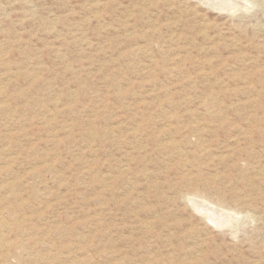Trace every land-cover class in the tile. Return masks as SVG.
Returning a JSON list of instances; mask_svg holds the SVG:
<instances>
[{
	"label": "rangeland",
	"instance_id": "374dc122",
	"mask_svg": "<svg viewBox=\"0 0 264 264\" xmlns=\"http://www.w3.org/2000/svg\"><path fill=\"white\" fill-rule=\"evenodd\" d=\"M215 1L0 0V264H264V0Z\"/></svg>",
	"mask_w": 264,
	"mask_h": 264
},
{
	"label": "bare ground",
	"instance_id": "6f19581e",
	"mask_svg": "<svg viewBox=\"0 0 264 264\" xmlns=\"http://www.w3.org/2000/svg\"><path fill=\"white\" fill-rule=\"evenodd\" d=\"M200 2H202L203 4H206V5H210L211 7H216V8H218V6H220V8H218L219 10H226V8L227 9H233L235 6H238L239 4L238 3H232V2H227L228 4H222V5H217L216 3L218 2V1H215V0H213V1H211L210 2V0L208 1V2H203L202 0H199ZM225 1V0H224ZM224 1L222 2V3H224ZM36 9V8H35ZM215 9V8H214ZM217 9V10H218ZM179 144V143H178ZM180 145V144H179ZM164 147V146H163ZM167 146H165V148H166ZM175 149V148H174ZM178 150V149H177ZM205 150H207V149H205ZM204 150V151H205ZM178 152L180 153V151L178 150ZM177 152V153H178ZM183 152V151H182ZM186 152V151H185ZM184 152V153H185ZM178 153V154H179ZM183 153V154H184ZM183 154H182V156H183ZM186 154V153H185ZM191 154V153H190ZM188 155V154H187ZM186 155V157H188ZM185 156V155H184ZM185 157V158H186ZM186 159H188V158H186ZM187 165V164H186ZM192 167V166H191ZM215 176V175H214ZM194 178V177H193ZM192 182V181H191ZM190 183V182H189ZM191 184V183H190ZM190 184H189V186H190ZM192 187V186H191ZM197 187V186H196ZM193 188V187H192ZM195 190V189H194ZM200 190V189H199ZM198 192H200V191H198ZM201 193V192H200ZM224 195V194H223ZM190 199H191V197H189ZM186 199H188L187 197H186ZM196 199V197L195 198H192V200H191V204L193 205V207H194V209L200 214V215H202V217H203V219L206 221V222H209V223H212L214 226H216V227H222L221 225H223L224 226V223L227 221V220H229L231 217H230V215H229V213L230 212H228L227 210H224V211H222V209L221 210H219V209H217V208H214V207H212V206H210V204L208 205L206 202H199V201H197V199ZM189 200V199H188ZM204 200V199H203ZM206 201V200H205ZM214 204V203H213ZM224 209V208H223ZM225 211H227V212H225ZM217 215V216H214V215ZM215 217L216 218H218L219 219V221L218 222H214L216 219H215ZM230 221V220H229ZM223 223V224H222ZM153 226V225H152ZM4 244V243H3ZM7 246V245H6Z\"/></svg>",
	"mask_w": 264,
	"mask_h": 264
}]
</instances>
